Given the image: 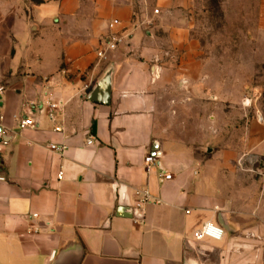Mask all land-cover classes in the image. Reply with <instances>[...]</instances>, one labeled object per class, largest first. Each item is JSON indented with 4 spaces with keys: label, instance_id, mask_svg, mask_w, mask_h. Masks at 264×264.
<instances>
[{
    "label": "crops",
    "instance_id": "crops-1",
    "mask_svg": "<svg viewBox=\"0 0 264 264\" xmlns=\"http://www.w3.org/2000/svg\"><path fill=\"white\" fill-rule=\"evenodd\" d=\"M191 6L0 0V264H264L262 92L208 69ZM257 22L264 57V0Z\"/></svg>",
    "mask_w": 264,
    "mask_h": 264
},
{
    "label": "rangeland",
    "instance_id": "rangeland-1",
    "mask_svg": "<svg viewBox=\"0 0 264 264\" xmlns=\"http://www.w3.org/2000/svg\"><path fill=\"white\" fill-rule=\"evenodd\" d=\"M189 10L195 37L203 44L205 54L215 59L208 69H216L222 82L232 80L228 83L231 88H238L237 78L246 80L239 89L250 94L251 86L262 92L264 100V57L256 54L259 38L255 35L259 0H192ZM224 112L219 106V122H225ZM228 113L239 116L240 109L232 107ZM204 128L197 127L191 135L206 136Z\"/></svg>",
    "mask_w": 264,
    "mask_h": 264
},
{
    "label": "built area",
    "instance_id": "built-area-1",
    "mask_svg": "<svg viewBox=\"0 0 264 264\" xmlns=\"http://www.w3.org/2000/svg\"><path fill=\"white\" fill-rule=\"evenodd\" d=\"M158 13V10L155 11ZM119 21L115 20L114 24H118ZM121 38L119 36H114L111 38V40L106 41L103 46H101L98 51H97V56L99 59H104L107 56L108 51L115 50L118 47V44L120 43ZM4 87L0 86V95L4 92ZM49 107L51 108V111L56 110L61 108V103H52L50 102ZM51 118H53L52 113L49 114ZM36 122L34 119L30 116H27L25 118L20 119V127L25 128V127H34ZM55 130L60 131L61 127L58 126L55 128ZM4 132L0 129V150L2 148V145L4 144V138H5ZM87 144L92 145L94 144V137H89L87 139ZM50 149L53 151H56L58 153H64L65 151V146L61 145H55V144H50L49 145ZM159 163V155L158 154H149L145 158V165L148 170L152 169L154 166H156ZM62 174V173H61ZM162 177L164 180H170L172 178L171 173H164L162 174ZM6 177L0 172V181H5ZM147 202H150V195L148 192H143L139 193V198L135 202V205H133V216L132 220L134 223L138 224L141 223L144 219V206ZM201 235H211L213 237H218L219 236V231L215 229L212 226H208L203 233H199L198 237H201Z\"/></svg>",
    "mask_w": 264,
    "mask_h": 264
}]
</instances>
